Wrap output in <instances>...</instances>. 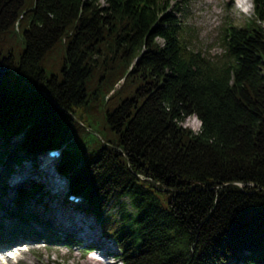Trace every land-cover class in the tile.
I'll return each mask as SVG.
<instances>
[{
	"label": "trees",
	"instance_id": "1",
	"mask_svg": "<svg viewBox=\"0 0 264 264\" xmlns=\"http://www.w3.org/2000/svg\"><path fill=\"white\" fill-rule=\"evenodd\" d=\"M255 6L214 55L195 46L184 0H0V165L64 148L66 202L86 200L75 208L124 264H264V0ZM193 115L198 134L184 124ZM37 181L12 203L0 184L13 229L51 224L32 207L48 194Z\"/></svg>",
	"mask_w": 264,
	"mask_h": 264
},
{
	"label": "rangeland",
	"instance_id": "2",
	"mask_svg": "<svg viewBox=\"0 0 264 264\" xmlns=\"http://www.w3.org/2000/svg\"><path fill=\"white\" fill-rule=\"evenodd\" d=\"M242 0H184L183 20L187 25V30L191 34L197 48L212 52L214 55L219 54L220 37L222 36L225 26L231 22L236 24L249 21L254 18L255 6L254 0H247L244 5ZM193 117V116H192ZM191 116L185 121V125L193 129L195 120ZM200 128V127H199ZM199 129H197L198 131ZM6 164L0 165V184L6 188V194L2 198L11 200V203L22 189H28L38 183L37 180L44 182L42 171L40 170V157L35 160H21L16 162L11 156L7 157ZM32 173L29 175L30 172ZM47 195H43L41 200L34 207L42 216H46L50 223H28L27 232H23L21 237L17 238V243L22 242L28 244L27 239L34 240L28 233L29 226H34L39 230L41 240L35 244L34 249L29 253H22L21 259L17 264H96L102 258L99 264H124L119 248L112 240H105L101 236V228L97 220L84 213V211L72 207L67 204L64 199L65 194H58L50 187ZM45 191V190H44ZM3 196V191L0 190ZM130 211H133L128 199L122 200ZM73 203V202H70ZM33 204V203H32ZM47 204V207H46ZM117 211V209H116ZM3 212L0 210V222L4 224V231L10 230L11 221L3 219ZM52 219V220H51ZM18 231L23 230V224L16 226ZM51 230L50 233L45 231ZM65 234H71V242L65 244L61 237ZM93 236L94 241L89 239ZM52 239V242H48ZM48 242V243H45ZM103 245L104 250L95 251L93 247ZM0 246H5L4 242H0ZM107 252V253H106ZM89 257H94L95 261H88ZM10 264H16L15 262Z\"/></svg>",
	"mask_w": 264,
	"mask_h": 264
},
{
	"label": "bare ground",
	"instance_id": "3",
	"mask_svg": "<svg viewBox=\"0 0 264 264\" xmlns=\"http://www.w3.org/2000/svg\"><path fill=\"white\" fill-rule=\"evenodd\" d=\"M244 5H246L247 3H248V1L247 0H242L241 1ZM30 172V171H29ZM32 173L30 172L29 173V175H31ZM90 240L92 239L93 241H94V238H93V236H91L90 238H89ZM107 253V252H106ZM100 261H103V259L102 258H98ZM88 261H95V258L94 257H89L88 259H87ZM100 261L99 262H96V264H99L100 263ZM110 264V263H109ZM112 264H116V263H112Z\"/></svg>",
	"mask_w": 264,
	"mask_h": 264
},
{
	"label": "clouds",
	"instance_id": "4",
	"mask_svg": "<svg viewBox=\"0 0 264 264\" xmlns=\"http://www.w3.org/2000/svg\"><path fill=\"white\" fill-rule=\"evenodd\" d=\"M191 119L195 120V126L193 127V132H194V134H198L197 129H199L200 125L202 124V121L198 120L195 117V115H193V117Z\"/></svg>",
	"mask_w": 264,
	"mask_h": 264
},
{
	"label": "water",
	"instance_id": "5",
	"mask_svg": "<svg viewBox=\"0 0 264 264\" xmlns=\"http://www.w3.org/2000/svg\"><path fill=\"white\" fill-rule=\"evenodd\" d=\"M251 185H253V184H251Z\"/></svg>",
	"mask_w": 264,
	"mask_h": 264
}]
</instances>
